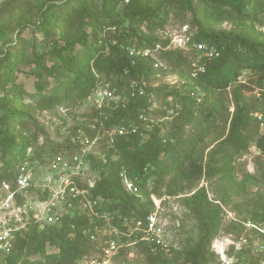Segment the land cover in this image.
<instances>
[{"label":"trees","instance_id":"16d2710c","mask_svg":"<svg viewBox=\"0 0 264 264\" xmlns=\"http://www.w3.org/2000/svg\"><path fill=\"white\" fill-rule=\"evenodd\" d=\"M205 1L214 8L216 20L240 16L264 24V0ZM102 2L107 9L115 11L112 18L99 20L100 15L88 0L0 2V35L8 36L18 30L17 44L0 51V184L3 181L12 183L20 163L33 157L26 156L29 146L23 128L27 123L34 125L35 122L29 108L23 104V97L35 99L38 106L47 108L58 103L57 93L64 90L66 97L88 105L87 97L92 90L99 83L106 84L122 97V102L101 109L88 105L91 110L89 121L77 130L81 129L92 140L96 135L101 136L121 127L127 132L123 136L114 132L112 138L106 140L103 159L93 154L88 156L91 170L99 171L92 195L101 200V210L109 216L110 222L124 230V218L131 225L143 220L154 211V203L152 199L145 200L138 193L126 191L120 174L124 172L134 186L140 188L156 175H170L166 191L169 196L190 187L187 182L190 172L195 171L201 177V166L191 162L193 151L215 132L223 111L209 105L194 107L191 102L196 99L192 93L197 94L198 86L206 92L221 95L238 81L244 71L255 76L256 87L264 88V34L253 31L243 35L214 33L204 29L194 17L192 32L187 31L192 41L212 46L218 53V57L207 60L193 47L188 51L169 48L170 40L164 36L170 15L183 22L186 14L192 11V0ZM223 7H229L232 12L225 14ZM261 14L263 20L259 21L256 16ZM27 33H31L35 41L49 46L44 55L60 61L63 67L59 73L57 68L46 69L37 60L28 71V75L35 80L32 93L18 83L17 76L19 64L28 63L22 53ZM132 50L134 53L131 55ZM145 51H149V55L143 57ZM165 68L185 79L186 85L181 89L175 85H146ZM51 73L61 77L49 83L46 78ZM140 88L143 95H139ZM166 88H170V92H166ZM160 95L172 96L179 101L181 123L190 125L185 138L178 137L176 127L162 135L160 122L153 118L155 123L151 125L139 120L141 114L152 117L150 109ZM160 115L165 117V112ZM252 119L247 106H236L228 133L219 145L241 158L253 144L264 156V134L257 136ZM69 138L62 144H54L49 155L53 157L71 151L73 146ZM152 192L157 193V190L154 188ZM198 198L188 201L187 205L198 222L200 235L193 248L179 254L182 264H209L213 261L210 245L215 237L213 220L217 211L204 194ZM257 208L261 209L262 215L253 208L251 217L259 221L261 216L264 222V204H259ZM102 226L103 221L79 214L63 217L58 225L33 226L16 237L10 254L0 264H78L98 252L102 239L98 237L93 241L90 236ZM117 241L120 245L114 257L117 263L134 249L144 255V264H168L165 252L150 244L128 246L130 239L125 237L117 238ZM121 263L125 262L121 260Z\"/></svg>","mask_w":264,"mask_h":264},{"label":"rangeland","instance_id":"374dc122","mask_svg":"<svg viewBox=\"0 0 264 264\" xmlns=\"http://www.w3.org/2000/svg\"><path fill=\"white\" fill-rule=\"evenodd\" d=\"M88 2L100 15L99 20L112 18L115 15V11L107 9V5L102 0H88ZM223 9L225 14L232 12L229 7H223ZM214 15V8L205 0H192V11L186 14L185 20L180 22L170 15L166 30L170 35L186 31L191 33L193 27L191 21L195 17L204 29L214 33L243 35L253 31L256 34H264V24L252 22L240 16L216 20ZM256 17L259 21L263 20V14ZM17 34L18 30L8 36L0 35V51L15 46L18 42ZM23 48L22 53L28 63L19 64L18 83H22L27 91L32 93L35 80L28 75V71L34 67L37 60L46 69L57 68L59 73L63 67L60 61L44 55L50 47L42 45L38 40L35 41L31 33H27ZM60 77L57 73H51L46 81L54 83ZM178 79L180 77L177 73H171L165 68L163 72H157L146 85L150 87L175 85L176 88H180L177 85ZM255 81L256 78L252 73L244 71L238 81L230 85L221 95L196 87L200 101H192L193 106L196 108L201 105L218 107L223 111V117L219 120L215 132L193 151L191 162L201 166L203 175L198 177L195 171L190 172L187 178V182L190 183L189 188H184L175 196L167 195L170 175H156L147 181L143 188L133 184L134 193L140 194L145 200L155 198L159 205L158 209L154 206V211H157V217L168 236V248L163 251L168 264H182L179 254L193 248L198 241L199 225L187 202L198 200L201 194L205 195L217 211L213 220L215 237L210 245L213 261L209 264H264V222L261 221V216L259 221L251 217L253 208L262 215L261 209L257 207L259 204H264V156L253 144L241 158L232 154L228 148L219 145V142L226 137L230 118L235 107L239 105L250 109L253 116L251 124L257 136L264 134V88L256 87ZM170 90L166 88V92ZM57 94L58 103L47 108L38 106L35 99L23 97V104L29 108L35 122L34 125L27 123L23 133L28 138L29 147L26 150V156H33L30 161L36 170L34 176L36 182H40L44 175V167L51 158L49 151L53 145L67 142L69 136L89 121L91 110L88 105L66 97L64 90ZM180 106L179 101L172 96L160 95L153 102L150 118L160 122L162 135L168 134L175 127L179 138L183 139L188 135L190 125L181 123L178 116ZM163 111L165 117L160 115ZM113 135V130L101 136L96 135L91 148L92 154L103 159L106 155V140ZM206 170H209L208 173L205 172ZM98 176V170L91 174V178L95 180ZM154 188L157 193L152 192ZM33 190H30L29 197H34ZM121 260L125 263H121ZM121 260L117 264L145 263L144 255L134 249H131Z\"/></svg>","mask_w":264,"mask_h":264},{"label":"built area","instance_id":"2783aa9c","mask_svg":"<svg viewBox=\"0 0 264 264\" xmlns=\"http://www.w3.org/2000/svg\"><path fill=\"white\" fill-rule=\"evenodd\" d=\"M128 1L125 0V2ZM164 36L169 38V48L173 50L188 51L193 47L207 60L218 57L214 47L194 43L187 31L170 35L166 30ZM133 53L132 50L130 54ZM147 55L149 51L143 53V57ZM191 76L194 75L191 74ZM186 82L185 79H178L177 85L181 87L186 85ZM143 94L140 88L139 95ZM192 96H195L196 101H200L198 94L192 93ZM87 102L89 106L101 109L107 105L122 102V97L110 90L106 84L99 83L87 97ZM139 120L145 125L155 123L152 118L143 114L139 115ZM114 132L119 136L127 133L123 127ZM69 141L73 149L51 157L44 167L45 172L40 182L34 181L36 170L32 162L25 160L17 167L12 183L3 181L0 184V262L10 254L16 237L25 234L31 227L43 228L58 225L63 217H73L75 214L103 221V226L90 236L93 241H96L98 237L102 239L98 245V252L78 264H117L114 257L120 249L117 241L120 237L130 239L128 246L147 243L161 251L167 250L168 236L157 217L156 210L132 225L124 218L122 220L124 230L110 222L109 216L101 210V200L92 195L95 179L91 178L93 171L88 156L92 155L93 140L80 129L70 136ZM120 178L125 190L134 192L133 182L124 172L120 174ZM31 189H34L33 198L29 197ZM151 199L158 209L159 205L155 198ZM83 232L87 231L83 230Z\"/></svg>","mask_w":264,"mask_h":264}]
</instances>
